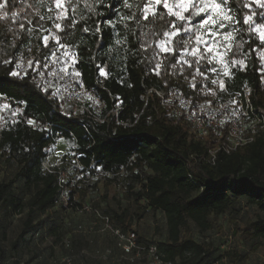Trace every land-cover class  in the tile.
<instances>
[{"label": "trees", "instance_id": "1", "mask_svg": "<svg viewBox=\"0 0 264 264\" xmlns=\"http://www.w3.org/2000/svg\"><path fill=\"white\" fill-rule=\"evenodd\" d=\"M181 2L184 0H127L131 7H125V0H0L4 5L0 8V101H8L20 116L0 128V156L17 165L12 179L0 180L1 227L15 216L22 217L21 230L8 244L7 252L0 248V260L10 255L7 264H23L17 248L30 237L43 235L40 219L59 206L55 203L59 183L67 190L68 207L90 211L108 224L121 255L128 261L138 260L154 246L158 264H208L214 246L206 240H195L189 234L190 225L204 234L215 227L218 216L227 215L234 223L243 201L260 214L247 219L242 228L234 225V231L248 241H257L250 252L263 245L264 254V132L230 153L217 150L212 159L209 150L218 146L216 134L209 131L206 136H196L190 124L162 106L154 92L179 90L200 100L209 94L224 98L247 85L253 106H263L264 61L260 52L264 44L249 27L264 23L258 17L264 12V0H214L235 18L227 26V31L234 33L233 40L224 45L231 48L226 56L228 76L224 75L227 68L220 64L209 65L206 60L196 64L195 58L185 52L186 41H191L189 51L191 47L203 49V45L195 44L198 33L185 28L199 25L207 16L179 21L164 7L165 3L171 7ZM253 13L257 15L245 25L244 17ZM165 40L169 51L160 47ZM65 52L74 55L81 79L102 98L104 122L73 115L54 91L43 85L38 70L29 67L24 74L13 75L17 66L14 58L51 57L53 53L63 56ZM100 68L105 75L100 74ZM212 68L217 71L212 72ZM197 69L202 74H197ZM149 89L153 91L148 93ZM26 120L34 121L36 127ZM58 130L73 144L72 151L81 166L78 172L101 173L106 185L118 181L121 170L125 172L122 179L129 182L131 191L126 195L133 197L138 212L143 199L163 214L164 240L150 244L132 230L137 246L144 251L133 248L125 252L114 233L115 229L129 231L124 228L123 215H109L90 206L85 210L87 205L74 200L75 194L84 200L88 187L82 178L73 185L70 180L65 182L61 174L71 166L61 163L50 171L42 166L56 143L53 135ZM138 183H142L143 193L141 189L132 192ZM55 230L49 224L48 233ZM2 237H6L4 230ZM226 255L236 263L246 260L249 253L232 250ZM143 256L149 264V253Z\"/></svg>", "mask_w": 264, "mask_h": 264}, {"label": "rangeland", "instance_id": "2", "mask_svg": "<svg viewBox=\"0 0 264 264\" xmlns=\"http://www.w3.org/2000/svg\"><path fill=\"white\" fill-rule=\"evenodd\" d=\"M4 105L8 107H4ZM2 111L17 113L16 109L7 101H0V128L7 126L12 121ZM72 145L71 140H58L48 150L46 164L56 165L63 156L70 158L73 154ZM16 170V164L10 165L4 157L0 156V180L12 179ZM62 176L65 182L70 180L71 185L82 178L83 184L88 187L84 200H81L78 194L74 195V200L77 202L84 203L91 208L97 207L109 215L122 214L125 230L135 231L147 243L164 240L166 226L163 214L159 210L147 206L143 199L139 201L142 209L138 212L133 197L126 195L131 191L127 187L129 182L122 179V176H125L123 170L120 171V179L108 185L101 173L83 175L69 169ZM17 182L15 185H18ZM93 183H96L95 188L92 186ZM71 185H69L70 190ZM140 189L143 193L142 183H138L132 192H137ZM25 198H27V194ZM257 214L260 212L255 207L249 206L243 201L241 213L234 223L227 215H222L215 219V227L212 230L201 234L193 225H190L189 234L197 241L206 240L214 246V252L207 259L208 264L209 261L214 262L220 257H222L221 260L212 264H264L263 245L256 251L250 252L251 246L257 241H248L240 233L234 231V225L242 228L247 219L255 218ZM21 218L15 216L10 221H5L4 228L0 224V248L4 252H7L8 244L21 230ZM103 221L90 211L79 212L74 208L60 204L41 217L43 235L30 237L27 242L17 248L22 253L20 260L23 264H147L142 258L145 259L143 255L148 252L139 255L138 260L134 262L128 261L122 256L108 224L106 225V222ZM49 224L56 227L54 234L48 233ZM3 230L6 237H2ZM232 250L238 254L249 253V256L246 260L233 263L226 255L227 251ZM143 251L141 250V252ZM9 258L10 255L5 256L0 260V264L10 263L11 259Z\"/></svg>", "mask_w": 264, "mask_h": 264}, {"label": "built area", "instance_id": "3", "mask_svg": "<svg viewBox=\"0 0 264 264\" xmlns=\"http://www.w3.org/2000/svg\"><path fill=\"white\" fill-rule=\"evenodd\" d=\"M14 59L17 61V65L20 66L19 68L16 66L15 73L24 74L29 67L41 72L43 85L53 90L57 99L68 107L73 115L83 116L98 123L104 122L105 117L102 116L104 102L98 93L93 88L88 87L81 79L80 69L74 55H68L67 57L65 55L37 56L31 59L17 57ZM66 60L67 63H65ZM45 64L48 65L47 68L44 67ZM51 73H54V75ZM224 73L226 74V72ZM213 84L216 86L215 81H213ZM151 91L153 89H149L148 93ZM249 91L250 88L244 85L241 91L228 93L224 98L209 94L204 99L194 100L185 96L179 90L170 92L154 90L160 99L161 105L171 109L187 121L191 126V131L196 136H206L209 131L216 134L219 143L215 149L209 150L212 159L217 150L230 153L236 148L252 142L260 132H264V104L260 107L253 106L249 99ZM2 113L11 119L20 117L13 112L2 111ZM26 121L28 123L29 120ZM30 125L36 127L34 121ZM44 126L50 127L49 124ZM70 136L74 139L71 133ZM62 139H64L62 130L55 131L53 140L57 142ZM68 160L69 162H67ZM61 163H68L75 171L81 169L74 151L70 158H66L65 161L59 160L56 165ZM42 166L50 171L54 165H47L44 161ZM59 187L60 193L55 202L56 205H70L69 196L60 183ZM84 209L88 210L89 207L85 206ZM105 220H107L106 217ZM114 233L118 236L119 244L125 252H130L133 248L137 251L144 249L137 246L136 235L133 231L122 233L119 229H115ZM148 253L151 257L149 264H158L159 259L155 254L154 246L149 247Z\"/></svg>", "mask_w": 264, "mask_h": 264}, {"label": "snow or ice", "instance_id": "4", "mask_svg": "<svg viewBox=\"0 0 264 264\" xmlns=\"http://www.w3.org/2000/svg\"><path fill=\"white\" fill-rule=\"evenodd\" d=\"M264 6V4H262ZM4 5L0 4V8H3ZM125 7H131L130 4L127 3L125 0ZM165 8H168L169 13L174 15L179 21L192 20L194 17H201V15H206L207 19H202L199 25H195L192 28H185V31H192L194 33H198L195 36V44L197 46L203 45V49L200 50L198 47H191L189 51V45L191 41H186L184 43V50L187 52L188 55L195 58L196 64H200L202 61L206 60L209 65H211L214 61L217 64H220L222 68H227V73L224 75L228 76V62L226 61V56L228 52L231 50L229 47H224V45H229L230 42L233 40L234 33L232 31H227V26L231 25L233 20L235 19L230 12L226 11L224 8L220 6V4L215 3L214 0H201L200 3L191 2V0H184L179 4H174L171 7L165 3ZM247 7V5H245ZM177 9L175 12L172 9ZM195 9V11H193ZM145 13L149 11L146 7L144 9ZM189 16H185L184 13H189ZM17 14L13 13L15 17ZM256 13L252 15H246L244 17V24L250 25L251 21L253 20V16H256ZM259 19L264 20V12H260L258 14ZM60 25H57L59 28ZM224 30V31H221ZM249 31L252 33H258L259 40L262 44H264V23H257L254 28L249 27ZM169 33H165V37H167ZM47 41V37H45ZM117 43H121V41H117ZM167 44V40L163 41L160 44V47L163 51H169L165 45ZM223 48V51L221 50ZM64 55L67 57L69 55L68 52H65ZM55 56V53H53ZM261 60L264 61V51L260 52ZM184 63H188L187 60L183 61ZM67 63V60L65 61ZM233 64H242L243 61H231ZM19 68L20 66L17 65ZM45 68L48 67L47 64L44 65ZM159 67V64L157 65ZM212 72H216V68L210 69ZM63 71V69H62ZM54 75V73H51ZM100 74L103 76L105 75L104 68H100ZM197 74L200 73V70L197 69ZM14 76L17 73H13ZM43 75V74H42ZM79 75V73H77ZM224 83L221 81V89L224 88ZM91 99V97H89ZM4 107H8L4 105ZM29 124L32 123L31 120L28 121Z\"/></svg>", "mask_w": 264, "mask_h": 264}]
</instances>
